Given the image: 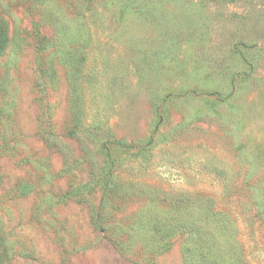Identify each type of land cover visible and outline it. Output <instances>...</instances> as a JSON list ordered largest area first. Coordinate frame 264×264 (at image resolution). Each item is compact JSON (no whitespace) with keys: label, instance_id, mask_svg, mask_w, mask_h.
Returning <instances> with one entry per match:
<instances>
[{"label":"rangeland","instance_id":"1","mask_svg":"<svg viewBox=\"0 0 264 264\" xmlns=\"http://www.w3.org/2000/svg\"><path fill=\"white\" fill-rule=\"evenodd\" d=\"M8 264H264V0H0Z\"/></svg>","mask_w":264,"mask_h":264},{"label":"trees","instance_id":"2","mask_svg":"<svg viewBox=\"0 0 264 264\" xmlns=\"http://www.w3.org/2000/svg\"><path fill=\"white\" fill-rule=\"evenodd\" d=\"M8 41V30L5 22L0 18V50H2ZM9 251L6 247L3 237L0 234V264H8Z\"/></svg>","mask_w":264,"mask_h":264}]
</instances>
